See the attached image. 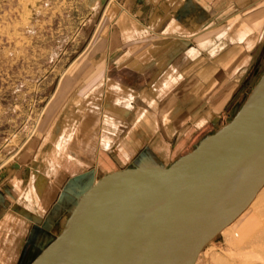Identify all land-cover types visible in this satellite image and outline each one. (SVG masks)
<instances>
[{
    "label": "crops",
    "instance_id": "0c3cea01",
    "mask_svg": "<svg viewBox=\"0 0 264 264\" xmlns=\"http://www.w3.org/2000/svg\"><path fill=\"white\" fill-rule=\"evenodd\" d=\"M98 15L92 50L58 94L63 111L50 114L61 133L53 150L40 166L38 139L0 185V253L18 248L24 234L30 242L59 232L75 200L60 204V194L77 197L99 167L128 164L139 141L156 139L158 153L144 170L162 171L191 142L192 122L212 120L239 71L264 51V0H95L90 19ZM124 73L130 78L119 79ZM182 121L189 125L173 148L177 136L167 133Z\"/></svg>",
    "mask_w": 264,
    "mask_h": 264
},
{
    "label": "water",
    "instance_id": "95a60500",
    "mask_svg": "<svg viewBox=\"0 0 264 264\" xmlns=\"http://www.w3.org/2000/svg\"><path fill=\"white\" fill-rule=\"evenodd\" d=\"M258 89L229 123L189 150L184 152L187 145L180 148L181 157L168 170L169 179L165 171L145 172L135 179L158 153L156 139L148 138L124 154L128 164H112L77 197L63 191L59 203L75 199L72 211L60 233L30 264H195L206 244L236 220L264 186V95L254 99ZM178 137L180 133L173 148H177ZM155 180L161 183L153 182L159 186L152 189L149 182ZM131 185L128 198L134 202L125 200L127 207L138 204V213L148 208L150 221L116 224ZM157 188L162 190L149 198L147 192ZM159 197L161 202L153 206ZM120 225L130 233L110 239ZM142 239L146 242L143 250L132 257Z\"/></svg>",
    "mask_w": 264,
    "mask_h": 264
},
{
    "label": "rangeland",
    "instance_id": "374dc122",
    "mask_svg": "<svg viewBox=\"0 0 264 264\" xmlns=\"http://www.w3.org/2000/svg\"><path fill=\"white\" fill-rule=\"evenodd\" d=\"M94 1L0 0V185L14 176L10 164L19 161L24 150L32 153L39 139L41 166L47 158L46 150L50 154L61 135L55 130L59 122L54 125L53 118L56 110V114L63 111L56 107L58 94L84 55L92 50V36L98 31L100 20L99 15L90 19ZM260 45L264 47V42ZM263 73L264 51L253 58L249 68L239 71L234 91L212 120L192 122L194 133L184 152L228 123ZM118 78L127 80L130 76L124 73ZM188 125L182 121L177 125L179 131L167 134L177 136ZM56 156L60 158L59 154ZM68 158V153L60 158L62 167ZM108 167H99L96 174L102 176ZM91 168L96 166L91 164ZM255 200L261 202L248 207L215 235L196 264H264V186ZM3 215L0 208V221ZM61 229L56 234L50 231L47 236L39 232L30 242L24 234L21 242L15 244L18 248L0 253V264H30Z\"/></svg>",
    "mask_w": 264,
    "mask_h": 264
},
{
    "label": "bare ground",
    "instance_id": "6f19581e",
    "mask_svg": "<svg viewBox=\"0 0 264 264\" xmlns=\"http://www.w3.org/2000/svg\"><path fill=\"white\" fill-rule=\"evenodd\" d=\"M259 86V89H258V91L256 92V96L254 97V99H258L259 97H261L262 95H264V73L262 74V76H261V78H260V80L258 81V83L256 84V86H254V88L252 89V91L248 94V96H247V100L249 99V97L251 96V94L254 92V90H255V88L256 87H258ZM124 111H125V109H123ZM231 121V120H230ZM229 121V122H230ZM228 122V123H229ZM227 124V123H226ZM119 126V125H118ZM106 128H107V126H106ZM114 129V128H113ZM219 129V128H218ZM217 129V130H218ZM117 130V129H116ZM108 133H109V131H108ZM114 133H115V130H114ZM215 133V132H214ZM214 133H209L208 135H207V137L208 136H210L211 134H214ZM100 142V141H99ZM100 147V146H99ZM168 147H169V145H168ZM181 156H179L178 158H176L170 165H168L166 168H164L162 171H165L166 173H167V176H166V178L167 179H169V177H171V174H169V171L168 170H171V167H172V165H173V163H175V161H177L179 158H180ZM162 171H160V172H162ZM145 172H148V171H144V170H142L141 171V173L138 175V177H140V175L141 174H144ZM150 175H154V174H152V173H150V172H148ZM155 178V177H154ZM151 181V180H150ZM153 182H160L159 180H155V181H152V183L151 182H149L150 183V185L152 186V184H153V187H152V189L154 188V187H157V186H159V185H155V183H153ZM161 183V182H160ZM168 184H166V185H164V186H162L163 188V190L165 189V187L167 186ZM132 186V185H131ZM129 187L128 188V190L126 191V193L124 194V197H123V201L125 202V200L126 201H128V203H129V200H131L130 198H128V195H129V193L131 192V191H133V186L132 187ZM234 186V184L232 185V187ZM151 189V190H152ZM161 188H157L155 191H149V192H147L146 190H145V192H147L148 193V195H149V198H151V197H153L154 195H156V193L157 192H160L161 190H160ZM262 189V188H261ZM261 189H260V191L255 195V197L257 196V195H259V193H261ZM142 189H138V191L136 192V193H140V191H141ZM58 192V191H57ZM144 192V191H143ZM142 192V193H143ZM148 195H147V197H148ZM204 195L207 197L208 196V192H205L204 193ZM255 197L253 198V200H252V202L250 203V205L248 206V207H250V206H253V205H257L258 203H260L261 202V200H260V202L259 201H256L255 200ZM262 197H263V195H262ZM161 199H162V197H159V200H158V202H156L155 204H152L153 206H155L157 203H160L161 202ZM131 202H134V200H131ZM51 203V202H50ZM64 204V203H63ZM125 205L126 206H122V208L120 209V211H119V218H118V222H116V224L117 223H119V222H122V223H124V221H130V223L132 222V223H134V224H137V223H142V222H144L146 219H148L147 221H150V216L149 215H146L147 214V212H148V208H145V209H143V210H141V211H139V213H138V209H140L141 207L137 204V206H133L134 204H130V205H128V207H127V204H126V202H125ZM129 207H134L133 209H131V208H129ZM199 208V207H198ZM215 209V205H214V207L212 208V210H214ZM159 210H164V207H163V209H159ZM136 211H137V213H136ZM162 212V211H161ZM52 215H53V213H51ZM50 214V215H51ZM144 215V216H143ZM146 215V216H145ZM149 216V217H148ZM142 217V218H141ZM68 218V217H67ZM66 218V219H67ZM202 218V213L200 212V215L198 216V219H201ZM197 219V220H198ZM53 220V219H52ZM235 221V220H234ZM233 221V222H234ZM232 222V223H233ZM231 223V224H232ZM57 224V223H56ZM56 224H55V226L54 227H56ZM59 225V224H58ZM230 226V224L229 225H227L226 227H224L223 229H226L227 227H229ZM53 227V228H54ZM222 229V230H223ZM221 230V231H222ZM55 231H57V229H55L54 231H53V233L55 232ZM58 232V231H57ZM50 233V232H49ZM128 233H130V231L129 230H127L126 229V227L124 226V225H120V226H118V227H116L115 229H114V231H113V233H112V236L110 237V239H115L116 238V240H118V239H120V238H123V237H125L126 235H128ZM145 239H142V241L139 243V244H137V246H136V250L137 251H135L133 254H132V257H135V256H137L138 255V253H139V251L141 250H143V248H144V246H145ZM181 242H176V246H178L179 244H180ZM204 249V248H203ZM202 252V251H201ZM137 253V254H136ZM140 254V253H139ZM201 254V253H200ZM114 257H117V255H118V253H114ZM200 256V255H199ZM199 258V257H198ZM198 260V259H197ZM197 262V261H196ZM196 264V263H195Z\"/></svg>",
    "mask_w": 264,
    "mask_h": 264
}]
</instances>
